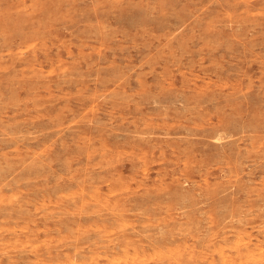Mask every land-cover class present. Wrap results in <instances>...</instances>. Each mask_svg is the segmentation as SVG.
Returning <instances> with one entry per match:
<instances>
[{
    "label": "rangeland",
    "instance_id": "374dc122",
    "mask_svg": "<svg viewBox=\"0 0 264 264\" xmlns=\"http://www.w3.org/2000/svg\"><path fill=\"white\" fill-rule=\"evenodd\" d=\"M0 264H264V0H0Z\"/></svg>",
    "mask_w": 264,
    "mask_h": 264
}]
</instances>
